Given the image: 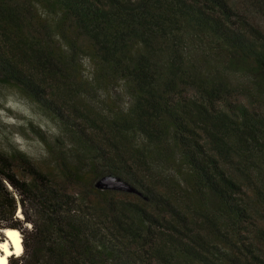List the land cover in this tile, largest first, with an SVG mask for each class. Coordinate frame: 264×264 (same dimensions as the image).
<instances>
[{"label":"trees","instance_id":"16d2710c","mask_svg":"<svg viewBox=\"0 0 264 264\" xmlns=\"http://www.w3.org/2000/svg\"><path fill=\"white\" fill-rule=\"evenodd\" d=\"M244 1L0 0V82L56 133L41 161L0 150V231L32 230L10 264H264V0Z\"/></svg>","mask_w":264,"mask_h":264},{"label":"rangeland","instance_id":"374dc122","mask_svg":"<svg viewBox=\"0 0 264 264\" xmlns=\"http://www.w3.org/2000/svg\"><path fill=\"white\" fill-rule=\"evenodd\" d=\"M236 7L245 12L251 7L246 5L244 0H233ZM255 22L264 26V20L258 18ZM44 133L48 140H53L56 136L55 126L50 119L41 113L25 96L18 90L0 82V150L8 151L12 146H17L33 160L41 161L46 156L43 143L36 134V130ZM19 217L21 210L17 209ZM22 221V218L20 219ZM24 237L30 240L32 238L31 226L28 224H19ZM4 240V235L0 231V241ZM23 246V242H22ZM29 253L24 252L20 257L22 260L28 258ZM16 257H11V259Z\"/></svg>","mask_w":264,"mask_h":264},{"label":"bare ground","instance_id":"6f19581e","mask_svg":"<svg viewBox=\"0 0 264 264\" xmlns=\"http://www.w3.org/2000/svg\"><path fill=\"white\" fill-rule=\"evenodd\" d=\"M2 233L4 240L0 241V264H9V258L23 255L22 236L17 229H4ZM4 246H6L7 251H5Z\"/></svg>","mask_w":264,"mask_h":264},{"label":"water","instance_id":"95a60500","mask_svg":"<svg viewBox=\"0 0 264 264\" xmlns=\"http://www.w3.org/2000/svg\"><path fill=\"white\" fill-rule=\"evenodd\" d=\"M98 190L118 191L124 193L139 194V192L130 184L114 176H103L95 183Z\"/></svg>","mask_w":264,"mask_h":264},{"label":"snow or ice","instance_id":"6c2138e0","mask_svg":"<svg viewBox=\"0 0 264 264\" xmlns=\"http://www.w3.org/2000/svg\"><path fill=\"white\" fill-rule=\"evenodd\" d=\"M9 235H12L11 233H9ZM18 235V234H17ZM5 247V251H7V248H6V246H4Z\"/></svg>","mask_w":264,"mask_h":264}]
</instances>
